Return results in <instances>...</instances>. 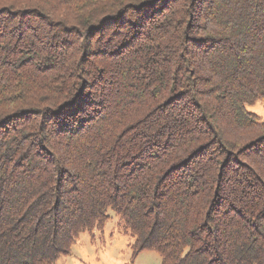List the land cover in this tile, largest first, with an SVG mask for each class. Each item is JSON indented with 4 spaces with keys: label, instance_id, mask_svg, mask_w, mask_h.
<instances>
[{
    "label": "trees",
    "instance_id": "obj_1",
    "mask_svg": "<svg viewBox=\"0 0 264 264\" xmlns=\"http://www.w3.org/2000/svg\"><path fill=\"white\" fill-rule=\"evenodd\" d=\"M263 102L264 0H0V264H264Z\"/></svg>",
    "mask_w": 264,
    "mask_h": 264
},
{
    "label": "rangeland",
    "instance_id": "obj_2",
    "mask_svg": "<svg viewBox=\"0 0 264 264\" xmlns=\"http://www.w3.org/2000/svg\"><path fill=\"white\" fill-rule=\"evenodd\" d=\"M248 111L263 119L264 102L248 107ZM115 224L116 221H111L106 226L99 241V234L94 242H91L87 234L80 235L71 254L61 258L56 264H161L154 252L146 251L133 256L129 239L120 233Z\"/></svg>",
    "mask_w": 264,
    "mask_h": 264
}]
</instances>
